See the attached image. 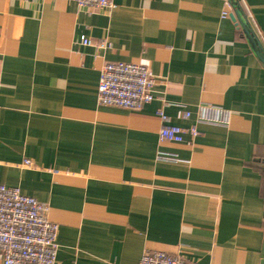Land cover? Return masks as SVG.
Segmentation results:
<instances>
[{
    "label": "crops",
    "instance_id": "obj_1",
    "mask_svg": "<svg viewBox=\"0 0 264 264\" xmlns=\"http://www.w3.org/2000/svg\"><path fill=\"white\" fill-rule=\"evenodd\" d=\"M112 3L0 0V184L46 207L55 264H261L264 0ZM111 62L147 67L153 101L99 105Z\"/></svg>",
    "mask_w": 264,
    "mask_h": 264
},
{
    "label": "built area",
    "instance_id": "obj_2",
    "mask_svg": "<svg viewBox=\"0 0 264 264\" xmlns=\"http://www.w3.org/2000/svg\"><path fill=\"white\" fill-rule=\"evenodd\" d=\"M64 1L74 2L78 8L87 10L113 7L112 0ZM230 9V0H225L222 16H228ZM80 44L86 46L89 40L82 37ZM155 85L156 79L141 64L106 63L100 69L97 101L105 107L138 110L153 101ZM183 132L179 127H163L159 137L161 140L179 142ZM190 132L197 134L194 129ZM45 212L46 207L42 203L22 195L17 188L0 184V264L56 263L58 226L47 219ZM138 264L191 263L163 252L146 251ZM261 264H264V260Z\"/></svg>",
    "mask_w": 264,
    "mask_h": 264
},
{
    "label": "trees",
    "instance_id": "obj_3",
    "mask_svg": "<svg viewBox=\"0 0 264 264\" xmlns=\"http://www.w3.org/2000/svg\"><path fill=\"white\" fill-rule=\"evenodd\" d=\"M261 167L263 171V188H264V161L261 162Z\"/></svg>",
    "mask_w": 264,
    "mask_h": 264
},
{
    "label": "water",
    "instance_id": "obj_4",
    "mask_svg": "<svg viewBox=\"0 0 264 264\" xmlns=\"http://www.w3.org/2000/svg\"><path fill=\"white\" fill-rule=\"evenodd\" d=\"M259 59H260V61L263 63V65H264V54L263 55H260L259 54Z\"/></svg>",
    "mask_w": 264,
    "mask_h": 264
}]
</instances>
